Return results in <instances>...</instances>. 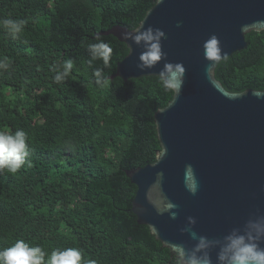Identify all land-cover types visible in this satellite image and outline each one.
I'll return each instance as SVG.
<instances>
[{
  "label": "trees",
  "instance_id": "obj_1",
  "mask_svg": "<svg viewBox=\"0 0 264 264\" xmlns=\"http://www.w3.org/2000/svg\"><path fill=\"white\" fill-rule=\"evenodd\" d=\"M156 0H0V19L27 21L20 38L0 27V130L23 129L33 166L0 172V250L23 239L50 256L78 248L99 264H173L170 251L132 212L137 187L126 171L155 163L160 143L155 113L174 92L158 77L98 88L83 74L89 43L112 48L110 78L128 55L113 36L135 30ZM247 48L222 61L216 79L232 93L264 91V31L246 36ZM72 59L62 83L54 66ZM93 67L103 68L100 60ZM91 76L92 68H87ZM47 259V257H46Z\"/></svg>",
  "mask_w": 264,
  "mask_h": 264
},
{
  "label": "water",
  "instance_id": "obj_2",
  "mask_svg": "<svg viewBox=\"0 0 264 264\" xmlns=\"http://www.w3.org/2000/svg\"><path fill=\"white\" fill-rule=\"evenodd\" d=\"M141 24L164 33V58L153 68L138 67L144 47L124 41L122 32L133 30L117 25L100 33L128 48L110 79L159 78L169 63L185 72L179 95L173 91L154 116L161 147L155 163L126 171L137 187L132 212L169 251L168 242L192 247V233L222 239L264 216V99L255 90L227 91L215 76L224 59L206 71L204 42L217 37L227 58L246 49V36L264 31V0H156ZM189 164L199 181L195 195L185 187Z\"/></svg>",
  "mask_w": 264,
  "mask_h": 264
},
{
  "label": "clouds",
  "instance_id": "obj_3",
  "mask_svg": "<svg viewBox=\"0 0 264 264\" xmlns=\"http://www.w3.org/2000/svg\"><path fill=\"white\" fill-rule=\"evenodd\" d=\"M27 21L19 19H0L2 27L12 39L20 38L26 27ZM124 41L132 40L136 45H143L144 51L140 53L138 65L141 69L153 68L164 58L161 39L164 33L152 27L143 28V24L135 30L122 32ZM98 42L89 43L87 51L90 59L87 61V68H92L91 76H88L87 68L83 74L91 80L98 88H107L110 84V77L104 72V68L110 66L112 48L108 43L96 38ZM204 57L209 61L206 71L211 72L213 65L222 59H227L219 46L217 37L212 36L204 42ZM100 60L103 68L93 67V62ZM10 60L7 56L0 57V70H8ZM75 68L72 59L65 60L61 66H54L52 71L56 74L53 77L56 83H62L70 76ZM185 69L182 64H165L159 75V82L165 90L175 91L177 95L183 84ZM258 99H264V91L253 93ZM28 133L23 129L12 131L0 130V172L15 174L21 168L33 166L31 159ZM185 187L195 195L199 189V181L195 176V170L189 164L185 168ZM174 205L169 203L167 208ZM155 235L157 230L152 229ZM195 244L187 247L182 243L168 242L172 253L173 264H213L212 250L216 252L215 264H264V216H257L254 220H248L243 228H233L228 234L219 240H209L206 236L191 234ZM47 257V259H46ZM0 264H99L96 259H85L84 254L78 248L68 247L63 250H53L48 254L41 246H31L23 239L7 248L0 250Z\"/></svg>",
  "mask_w": 264,
  "mask_h": 264
}]
</instances>
